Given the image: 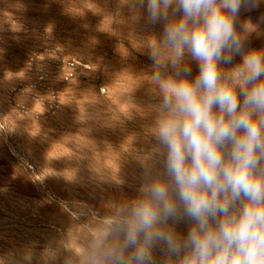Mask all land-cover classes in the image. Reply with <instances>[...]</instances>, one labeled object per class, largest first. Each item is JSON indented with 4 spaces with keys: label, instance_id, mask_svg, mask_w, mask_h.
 <instances>
[{
    "label": "clouds",
    "instance_id": "1",
    "mask_svg": "<svg viewBox=\"0 0 264 264\" xmlns=\"http://www.w3.org/2000/svg\"><path fill=\"white\" fill-rule=\"evenodd\" d=\"M261 2L126 0L132 24L162 28L140 42L152 65L136 85H148L149 102L132 109L150 121L144 146L133 134L127 149L136 195L109 200L102 215L75 205L73 221H87L38 264H264V49L249 47L264 16L241 19ZM35 247L14 256L32 264Z\"/></svg>",
    "mask_w": 264,
    "mask_h": 264
},
{
    "label": "rangeland",
    "instance_id": "2",
    "mask_svg": "<svg viewBox=\"0 0 264 264\" xmlns=\"http://www.w3.org/2000/svg\"><path fill=\"white\" fill-rule=\"evenodd\" d=\"M129 15L126 0H0L4 264H20L14 253L33 242L38 264L49 242L87 221H73L75 205L102 215L109 200L136 195L140 169L127 149L133 134L140 137L134 146H144L150 121L132 109L149 102L148 85H136L152 65L140 42L162 28L134 25ZM262 16L264 0L241 13L253 23ZM249 47L264 49V35L253 34ZM191 68L195 77L197 64ZM113 175L126 181L122 188Z\"/></svg>",
    "mask_w": 264,
    "mask_h": 264
}]
</instances>
